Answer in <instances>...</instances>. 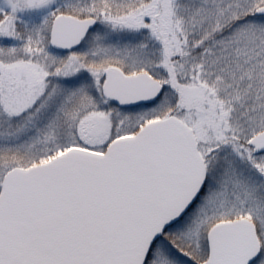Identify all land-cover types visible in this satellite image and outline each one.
<instances>
[{"label": "snow or ice", "instance_id": "obj_1", "mask_svg": "<svg viewBox=\"0 0 264 264\" xmlns=\"http://www.w3.org/2000/svg\"><path fill=\"white\" fill-rule=\"evenodd\" d=\"M0 264H264V0H0Z\"/></svg>", "mask_w": 264, "mask_h": 264}]
</instances>
